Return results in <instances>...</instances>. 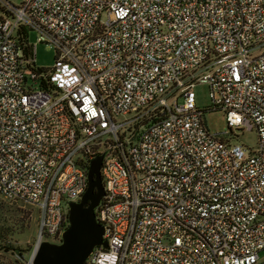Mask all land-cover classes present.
<instances>
[{"label": "built area", "instance_id": "obj_1", "mask_svg": "<svg viewBox=\"0 0 264 264\" xmlns=\"http://www.w3.org/2000/svg\"><path fill=\"white\" fill-rule=\"evenodd\" d=\"M197 82L255 147L208 131ZM98 154L107 246L83 264H264V0H0V196L34 208L29 255Z\"/></svg>", "mask_w": 264, "mask_h": 264}, {"label": "rangeland", "instance_id": "obj_2", "mask_svg": "<svg viewBox=\"0 0 264 264\" xmlns=\"http://www.w3.org/2000/svg\"><path fill=\"white\" fill-rule=\"evenodd\" d=\"M18 4L21 0H8ZM27 42L35 47V67L48 68L54 63V51L50 45L37 40L34 30H27ZM195 104L202 110V120L209 132L222 133L226 138L231 136V142H239L247 148L256 145L255 130L232 129L228 134L225 112L222 109H208L211 105L209 86L205 82H197L192 88ZM36 236V215L34 208L24 201L9 203L0 196V264H24L27 260L31 243ZM260 252V255H263Z\"/></svg>", "mask_w": 264, "mask_h": 264}, {"label": "water", "instance_id": "obj_3", "mask_svg": "<svg viewBox=\"0 0 264 264\" xmlns=\"http://www.w3.org/2000/svg\"><path fill=\"white\" fill-rule=\"evenodd\" d=\"M102 154L90 157L87 184L78 201L68 204V225L59 243L41 241L31 255L30 264H83L94 246H107L103 228L97 222L94 208L103 195L100 176Z\"/></svg>", "mask_w": 264, "mask_h": 264}]
</instances>
